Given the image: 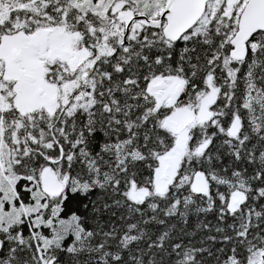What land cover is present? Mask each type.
<instances>
[{
	"label": "snow or ice",
	"instance_id": "snow-or-ice-1",
	"mask_svg": "<svg viewBox=\"0 0 264 264\" xmlns=\"http://www.w3.org/2000/svg\"><path fill=\"white\" fill-rule=\"evenodd\" d=\"M0 264H264V0H0Z\"/></svg>",
	"mask_w": 264,
	"mask_h": 264
}]
</instances>
